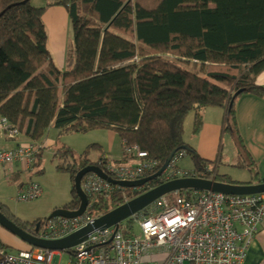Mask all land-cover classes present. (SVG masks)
<instances>
[{
  "label": "trees",
  "instance_id": "16d2710c",
  "mask_svg": "<svg viewBox=\"0 0 264 264\" xmlns=\"http://www.w3.org/2000/svg\"><path fill=\"white\" fill-rule=\"evenodd\" d=\"M55 5L67 10L73 27L66 69L52 54L44 21ZM48 6L0 0V116L35 142L52 125L61 134L104 128L148 150L161 165L187 148L201 169L208 160L184 138L188 113L195 110L197 134L204 110L224 107L227 132L235 133L238 97L247 91L264 96L256 84L264 71V0H56ZM88 153L57 147L56 157L73 160L60 166L73 182L65 207L80 204L75 177L95 163ZM216 179L237 183L226 175ZM138 194L114 189L88 213L102 215ZM3 212L28 231L44 221H20L6 207ZM124 232L136 233L132 219ZM0 246L8 247L1 237Z\"/></svg>",
  "mask_w": 264,
  "mask_h": 264
},
{
  "label": "built area",
  "instance_id": "2783aa9c",
  "mask_svg": "<svg viewBox=\"0 0 264 264\" xmlns=\"http://www.w3.org/2000/svg\"><path fill=\"white\" fill-rule=\"evenodd\" d=\"M0 129L14 137L20 133V128L5 118L0 119ZM37 148L32 144L15 149L0 148V169L15 163L28 168ZM124 150L128 157L147 156V152L136 145H125ZM186 151L183 148L174 155L163 180L198 175L197 171L180 166ZM157 165V161L145 160L134 165L107 163L106 167L126 180L138 178ZM215 174L216 170L204 172L203 176L214 177ZM83 181L89 193L108 194L114 190L95 173L87 174ZM40 193V185L33 182L19 192L18 199L27 201ZM188 195H177L173 203L164 196L151 204L138 215L141 231L134 237L124 236L121 231L114 234L113 229L107 228L91 233L82 243L56 254L69 251L70 260L64 264H242L264 216V193L226 197L222 193L192 191ZM88 221H92L88 215L52 220L45 225L42 236L60 238ZM237 223L243 227L242 231L237 229ZM113 235V241L108 244ZM154 252L164 256L160 262L152 260ZM52 261L53 252L49 250L31 248L14 253L0 246V264H53Z\"/></svg>",
  "mask_w": 264,
  "mask_h": 264
},
{
  "label": "rangeland",
  "instance_id": "374dc122",
  "mask_svg": "<svg viewBox=\"0 0 264 264\" xmlns=\"http://www.w3.org/2000/svg\"><path fill=\"white\" fill-rule=\"evenodd\" d=\"M55 1L56 0H31V3L32 5L37 7H45L48 6V4H51ZM56 21H58L57 22L58 26L56 28L57 33L54 36V38L56 39V43L55 46H52V52L54 54V47H55V51L60 57L59 58L60 64L63 66L64 69H66L68 68L69 52L72 48V43L74 38L73 27L71 25L70 18L65 11L64 14L59 15V18H57ZM46 26L50 34L51 30L49 29L47 23ZM65 44H66V48L64 46ZM194 111L195 110H191L188 113L187 118L185 120L184 138L187 142L191 143L192 146H195V148L198 151L201 150L203 151L202 153L211 155L214 157V159L217 160L220 145L222 146L223 144L219 140V138L221 139V137L223 136L221 135L219 136L216 145L213 139L209 138V136L207 135V130H205L204 126L210 123L213 124L210 119V114L208 113L206 116H204L203 119L204 126L201 128L199 133L196 134L194 132V118H195ZM212 111L216 112V118L213 119V121L214 122L218 121L219 123L220 117L222 115L221 109H213ZM23 133H25V131H21L18 134V136H20ZM117 142L118 139L116 137V134L104 128H96L85 132H66L61 134L57 128L50 127L49 130L44 134V136L40 140H38V146L42 148L41 168L43 170L40 173L36 172L35 170L33 173V178L35 180H38L44 186V190H45L44 195L39 199L29 202L18 201L16 199L17 191H18L17 184L16 182L11 181L12 175L8 174L5 178L2 179V181H0V198L3 200L6 208H8L9 214L13 215L14 217H16L17 219L23 222H31L38 218H45L50 215V213L46 212L47 209L49 208L48 203L50 201H54L55 198H62L64 196L71 195L72 187H73L71 174L65 170H61L60 166L68 165L73 160L71 157H67V158L65 157L62 158L60 156L56 157V150L59 144L71 148L72 151H74L75 155L77 156H80L89 150L88 153L89 158L92 160L94 159L96 160V158L98 159L101 156L109 155L108 153V149L110 147L109 144L113 145ZM43 144H45V148ZM227 144H229L228 146L230 148L234 147L231 141L230 142L227 141ZM230 148L227 147L225 149V153H223L222 156L223 158L225 157L226 152L230 150ZM111 155L113 159L117 157L114 151L111 153ZM190 160L192 161L191 156L185 157L184 159L181 160L180 166L182 167H184L183 165L190 166L189 163ZM223 162L224 160H222V163L220 165V173H222V171L226 168L225 165H223ZM171 197L173 198V194H171ZM71 199L72 197L70 198V200ZM127 223H128V219L123 221V225H127ZM134 229L136 232H138L139 226L135 224ZM2 230L5 232H3ZM0 232H3L4 234L8 233V231H6L1 226H0ZM8 234H10L11 236L6 235V238L10 239V240L8 239L9 242L8 240L6 242L9 244L10 250L16 252L15 248L17 247L12 239L13 238H16L18 240L20 239L11 233ZM159 258L160 255L157 252H154L152 254L153 261H157ZM69 260H70V253L68 251V252H63L62 255L55 254L53 263L64 264L67 263ZM148 263L151 262L149 261Z\"/></svg>",
  "mask_w": 264,
  "mask_h": 264
},
{
  "label": "crops",
  "instance_id": "0c3cea01",
  "mask_svg": "<svg viewBox=\"0 0 264 264\" xmlns=\"http://www.w3.org/2000/svg\"><path fill=\"white\" fill-rule=\"evenodd\" d=\"M64 11L67 13V10L62 6H48L45 14L44 21L49 26L50 34H49V45L52 51V46H55L56 39L54 36L56 35V28L58 26L56 19L59 18L60 14H64ZM58 45V44H57ZM56 45V47H57ZM73 45V43H72ZM66 48V44L64 45ZM66 53V51H65ZM53 54V52H52ZM55 55V56H54ZM56 61L60 64V57L55 51L54 54ZM69 66V65H68ZM63 68V66H60ZM256 84L264 87V71H262L256 78ZM213 109H221L222 115L220 117V121L218 123L214 122L213 119L216 118V112L212 111ZM210 114V119L213 124H208L204 126L205 130H207V135L209 138L213 139L215 144L217 145V140L219 136V140L223 143L220 145L217 160L214 159L213 156L202 153L203 151L197 150L195 146L193 148L197 150V153L204 159L210 160L208 164L211 167H215L217 164L216 176L217 175H226L231 178L232 181L240 183V184H257L260 182H264V96L258 93H254L251 91L244 92L238 97L235 104V120L233 123L235 133H231V131L227 132L225 117H226V109L224 107H207L204 110V116ZM203 116V117H204ZM195 117V112H194ZM221 123V125H220ZM53 127V126H51ZM49 130V129H48ZM59 130V129H58ZM201 130V129H200ZM111 131V130H109ZM113 132V131H111ZM116 134L118 142L111 145L109 144L108 153L110 157H112L111 153L114 151L116 154L115 159H120L122 155V146L121 139L119 135ZM5 136H4V135ZM228 137V140H227ZM227 141L233 144L234 147L230 148L227 144ZM32 144L38 146V141L35 142L31 138H29L25 133L21 134L18 137L11 138L5 133L0 131V147H15L19 144ZM225 144V145H224ZM45 148V144H43ZM225 147V148H224ZM230 148L228 152H226L225 157L223 158V153H225L226 148ZM106 156V155H104ZM42 157V154H41ZM97 159V158H96ZM99 159V158H98ZM95 160V159H94ZM224 160L223 165H225V169L220 173V165ZM185 161V160H184ZM183 161V163H184ZM190 166L183 165L186 168L194 167V161H189ZM243 163L245 166L243 168L236 167L237 164ZM39 166L36 168V172L39 173L43 170L41 168V159L39 161ZM228 165V167H227ZM230 165V166H229ZM236 165V166H235ZM230 167V168H229ZM239 169V170H238ZM6 176L11 174L14 178L11 180L12 182H16L17 187L21 183V181H26L28 179H33L32 173L25 172L26 170L17 163L14 168H6L3 167ZM238 170V171H237ZM14 171H16L14 173ZM234 183V184H237ZM253 194V193H252ZM73 195L64 196L62 198H55L54 201H50L49 208L47 209V213H51L55 208L63 207L68 203ZM3 200L0 198V202ZM70 202V201H69ZM236 227L239 231H242L243 227L241 224L237 223ZM3 231V230H2ZM8 231V230H6ZM5 232V231H3ZM0 232L1 239L7 243L6 241L9 238H6V235L11 236L9 231L7 234ZM12 234V233H11ZM10 240V239H9ZM8 240V242H9ZM17 248L25 249L27 246L25 242L18 240L16 238L12 239ZM8 244V243H7ZM243 264H264V216L262 221L258 224L256 235L254 236L251 244L247 247L246 257Z\"/></svg>",
  "mask_w": 264,
  "mask_h": 264
},
{
  "label": "water",
  "instance_id": "95a60500",
  "mask_svg": "<svg viewBox=\"0 0 264 264\" xmlns=\"http://www.w3.org/2000/svg\"><path fill=\"white\" fill-rule=\"evenodd\" d=\"M2 13H0L1 15ZM241 90L236 92V95H239ZM164 167L160 169L153 175H150L144 179H140L137 181H118L111 178L106 172L102 170L101 167L96 165H90L82 170H80L75 178V187L80 198V206L77 210H71L69 208L61 207L57 208L52 212L50 217L53 216H63V217H77L82 215L88 206V195L83 190L81 182L84 175L88 172H96L100 176L108 179L112 183H116L123 186H139L142 185L155 177L159 176ZM188 188H196V189H206L212 191H220L227 194H252V193H264V182H260L257 184H234V183H226L216 179H208V178H183L176 179L166 183H163L155 188L139 195L138 197L130 200L129 202L118 206L109 212L102 214L101 216L95 218L91 223H88L85 227L78 230L77 232L59 239V240H45L39 238L37 235L30 233L16 224L13 220L8 218L1 210H0V224L12 232L14 235L21 238L23 241L29 243L30 245L46 248V249H65L71 246L76 245L80 241H82L87 233L103 227H110L112 225H116L118 227L119 223L136 213L137 211L145 208L152 201L157 199L158 197L170 193L172 191L178 189H188ZM1 208V206H0Z\"/></svg>",
  "mask_w": 264,
  "mask_h": 264
},
{
  "label": "bare ground",
  "instance_id": "6f19581e",
  "mask_svg": "<svg viewBox=\"0 0 264 264\" xmlns=\"http://www.w3.org/2000/svg\"><path fill=\"white\" fill-rule=\"evenodd\" d=\"M134 60H136V61H138L139 60V58L138 57H136V58H134ZM2 118H5L8 122H9V120L5 117V116H0V119H2ZM53 126V125H52ZM135 129H137V126L135 127ZM108 130H110V129H108ZM0 131L2 132H5L10 138H15L14 136H11L8 132H6L5 130H3V129H0ZM112 131V130H111ZM114 132V131H113ZM120 137V136H119ZM121 139V146H122V155H121V158L120 159H113L112 157H110V156H108L107 157V155L106 156H101L99 159H96V160H92L91 159V161L92 162H95V163H91V164H89L88 166H90V165H96V166H99V167H101L102 168V170L104 171V172H106L111 178H113L114 180H118V181H137V180H140V179H144V178H146V177H148V176H150V175H153V174H155L156 172H158L160 169H162L163 167H164V170L162 171V173L159 175V176H157V177H155L154 179H152V180H150V181H148V182H146V183H144V184H142V185H139V186H132V187H128V186H123V185H119V184H116V183H112V182H110L108 179H105L104 177H102V176H100L98 173H96V172H88V173H86L85 175H84V177L87 175V174H90V173H95V174H97L98 176H100L102 179H104L106 182H108L109 184H111L113 187H114V189H122V190H128V189H130L131 191H133V192H138L139 194L138 195H132L131 197L129 196V195H127L126 197H125V199H124V201L122 202V203H120L118 206H121V205H123V204H125V203H127V202H129L130 200H132V199H134V198H136V197H138L139 195H141V194H143V193H145V192H147V191H149V190H151V189H153V188H155L156 186H159V185H161V184H163V183H166V182H169V181H172V180H176V179H183V178H204V176H203V173L204 172H207V173H211V172H213V171H215V168L217 167V164L218 163H216V165H215V167L213 168V167H211L209 164H207V167L206 168H201V169H199V168H196V166H195V164H194V167H191L190 169L191 170H193V171H197L198 172V175L197 176H190V177H178V178H174V179H170V180H163V176H164V174H165V172L167 171V169H168V167H169V165H170V163H171V161L173 160V157H174V155L178 152V151H180V150H177L175 153H173L172 155H171V157H170V159L165 163V164H163V165H161V163H160V161L158 160V159H155V158H153V157H151L150 156V153H149V151L148 150H146V149H143V148H141V146L140 145H138V144H130L129 142H128V140L127 139H122V138H120ZM28 144H19V145H17V146H15V147H0L1 149H15V148H18V147H20V146H27ZM125 145H136V146H138L139 148H140V150H142V151H145V152H147V156H144V157H138V156H133V157H128V156H126L125 155V150H124V147H125ZM34 147H36L37 148V146H35V145H33ZM38 149V151L36 152V154H35V156H34V160L32 161V163H31V165L28 167V168H23L24 170H26L25 172H27L28 174L29 173H32V176H33V173H34V171L36 170V168H38L37 166H39L40 164H39V161H40V159H41V154H42V149H40V148H37ZM185 149H187V148H185ZM187 156H191V154H190V151H189V149H187V151H186V153H185V155H184V157L182 158V159H184L185 157H187ZM191 158H192V156H191ZM147 161V160H153V161H157V163H158V165L156 166V167H154V168H152V169H150L149 171H147L144 175H142V176H140V177H138V178H135V179H126V180H123V179H120V178H118L117 176H115L114 174H112L108 169H107V167H106V164L107 163H112V164H114V165H117V166H119V165H124V164H132V165H134L135 163H137V162H143V161ZM193 160V159H192ZM209 161V160H208ZM72 162V161H71ZM70 162V163H71ZM209 162H212V161H209ZM17 163H15V164H13V165H5V166H3V167H6V168H14L15 167V165H16ZM3 167L0 169V181H2V179L3 178H5L6 177V173L4 172V170H3ZM87 167V166H86ZM85 168V167H84ZM83 169V168H82ZM81 169V170H82ZM216 170H217V168H216ZM16 171H14V173H15ZM39 172V171H38ZM14 175V174H13ZM12 175V179L14 178V176ZM84 177H83V179H84ZM76 178V177H75ZM83 179H82V182H81V185H82V188H83V190L87 193V195H88V198H89V201H88V206H87V209H86V211L82 214V215H79V216H77V217H72V218H68V217H63V216H53V217H50V215L52 214V212L54 211V210H56L57 208H55L51 213H50V215L49 216H47V217H45V218H42V219H44V221L41 223V222H38L37 223V226H36V228L33 230V231H31V229H30V231H28V230H26V231H28V232H30V233H33V234H35V235H37L39 238H42V239H45V240H59V239H62V238H65V237H67V236H69V235H71V234H73V233H75V232H77L78 230H80V229H82L83 227H85L88 223H91L95 218H97V216H94V215H91V214H89L88 213V209L89 208H91L93 205H94V203H95V201H96V199L98 198V197H100L101 195H104V194H107V193H100V194H93V193H89L86 189H85V187H84V181H83ZM158 180V182H157V184L156 185H150L151 184V182L152 181H154V180ZM220 181V180H219ZM33 182H35V183H38L39 185H40V187H41V193L39 194V196L38 197H36V198H34V199H30V200H27V201H21V200H19L18 199V194H19V192L23 189V188H25L28 184H30V183H33ZM222 182H224V181H222ZM226 183H228V182H226ZM75 185V184H74ZM75 189H76V187H75ZM192 191H198V193H203V192H212V193H222V194H224L226 197H231V196H234V195H238V194H227V193H224V192H220V191H212V190H206V189H196V188H188V189H178V190H175V191H172V192H170V193H167V194H164V195H162V196H160V197H158L157 199H155L154 201H152L149 205H147L145 208H143V209H141V210H139V211H137L136 213H134L133 215H131L130 217H128V218H126V219H132L133 221H134V225L135 224H137L138 226H139V231L138 232H136V233H134L133 235H129V236H136L138 233H140V231H141V228H140V225H139V222H138V215L140 214V213H143V212H145L146 211V209L151 205V204H153L155 201H157L159 198H161V197H167L168 198V200L171 202V203H173V202H175V199H176V197H177V195H182V194H191V192ZM44 192H45V190H44V186L42 185V183H40L38 180H35L34 178L33 179H28V180H26V181H21V183L18 185V191H17V197H16V199L18 200V201H21V202H29V201H33V200H36V199H39V198H41L43 195H44ZM171 194H173V198L171 197ZM77 195H78V193H77ZM188 195V196H189ZM79 197V196H78ZM73 199V198H72ZM71 199V200H72ZM70 200V201H71ZM79 200H80V198H79ZM69 203V202H68ZM67 203V204H68ZM81 203V202H80ZM67 204H65V205H67ZM65 205L63 206V207H65ZM0 206H1V208H0V210L3 212V209H4V207H6L5 205H4V202L2 201V202H0ZM79 206H80V204H79ZM79 206L77 207V208H69V207H65V208H69V209H71V210H77L78 208H79ZM118 206H116V207H118ZM116 207H114V208H116ZM58 208H61V207H58ZM114 208H112V209H114ZM112 209H110V210H112ZM109 210V211H110ZM109 211H107V212H109ZM107 212H105V213H107ZM4 213V212H3ZM104 213V214H105ZM5 214V213H4ZM8 218H10L7 214H5ZM85 215H88L91 219H92V221H88L87 223H85V224H83L79 229H77V230H75V231H73V232H71V233H69V234H66L65 236H63V237H60V238H44L43 236H42V233H43V231H44V227H45V225L48 223V222H50V221H54V220H57V219H60V218H62V219H74V218H78V217H83V216H85ZM11 219V218H10ZM39 219V218H38ZM126 219H124V220H126ZM12 220V219H11ZM35 220H37V219H35ZM35 220H33V221H35ZM124 220H122L120 223H119V225H118V227L116 226V225H112V226H110V227H103V228H98V229H95V230H93V231H91V232H89V233H87V235L85 236V238L82 240V241H80L79 243H77L76 245H78V244H80V243H82L83 241H85L87 238H88V236L91 234V233H93V232H96V231H99V230H103V229H107V228H111V229H113V231H114V234L116 233V232H118V231H121V233L124 235V236H127L126 234H125V232H124V230L127 228V225H123V221ZM16 223V222H15ZM17 224V223H16ZM0 226L2 227V228H4L1 224H0ZM148 226H150V224H148L147 225V227ZM21 227V226H20ZM5 230H7L6 228H4ZM135 230V229H134ZM9 231V230H8ZM10 232V231H9ZM10 233H12V232H10ZM13 234V233H12ZM14 235V234H13ZM16 236V235H15ZM18 237V236H17ZM113 237H114V235L107 241V243L108 244H110L112 241H113ZM19 238V237H18ZM22 242H25V241H23L21 238H19ZM2 240V239H1ZM3 241V240H2ZM4 242V241H3ZM5 243V242H4ZM26 244V246H27V248H25V249H20V248H15V250H16V252H19V251H21V250H30L31 248H39V249H43V250H49V251H51V252H53V259H54V255L58 252V251H63V250H66V249H68V248H65V249H46V248H41V247H36V246H33V245H30L29 243H27V242H25ZM7 244V243H6ZM8 245V247L7 248H4V247H2L4 250H7V251H9V252H14V251H12V250H10V247H9V244H7ZM75 246V245H74ZM71 247H73V246H71ZM70 248V247H69ZM247 250V249H246ZM15 253V252H14ZM162 257H164L162 254L160 255V258L158 259V261L160 262L162 259ZM53 262V261H52ZM53 264H55V263H53ZM243 264V263H242Z\"/></svg>",
  "mask_w": 264,
  "mask_h": 264
},
{
  "label": "clouds",
  "instance_id": "9594fccd",
  "mask_svg": "<svg viewBox=\"0 0 264 264\" xmlns=\"http://www.w3.org/2000/svg\"><path fill=\"white\" fill-rule=\"evenodd\" d=\"M232 90V92H234L235 90H233V88L231 89ZM236 94V93H235ZM20 128V127H19ZM22 130L20 129V132H21ZM38 148H40V149H42L41 147H39V146H37ZM186 168V167H185ZM206 178H208V179H216V174H215V176L214 177H211V176H208V177H206ZM217 180V179H216ZM99 216H101V215H99ZM99 216H97V217H99Z\"/></svg>",
  "mask_w": 264,
  "mask_h": 264
}]
</instances>
